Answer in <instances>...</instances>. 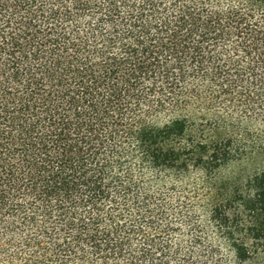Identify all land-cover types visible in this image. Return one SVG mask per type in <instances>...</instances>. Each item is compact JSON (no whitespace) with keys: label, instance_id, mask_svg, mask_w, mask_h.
<instances>
[{"label":"trees","instance_id":"16d2710c","mask_svg":"<svg viewBox=\"0 0 264 264\" xmlns=\"http://www.w3.org/2000/svg\"><path fill=\"white\" fill-rule=\"evenodd\" d=\"M264 0H0V264H264Z\"/></svg>","mask_w":264,"mask_h":264},{"label":"rangeland","instance_id":"374dc122","mask_svg":"<svg viewBox=\"0 0 264 264\" xmlns=\"http://www.w3.org/2000/svg\"><path fill=\"white\" fill-rule=\"evenodd\" d=\"M244 167L246 169L245 170L246 173H248V172L251 173L254 169L264 167V158H259L256 161H254L253 163H252V161L245 162Z\"/></svg>","mask_w":264,"mask_h":264}]
</instances>
